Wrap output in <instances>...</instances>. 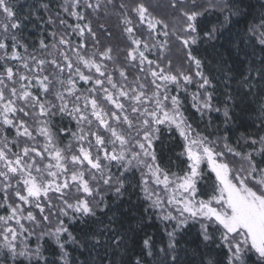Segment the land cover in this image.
Instances as JSON below:
<instances>
[{
	"label": "snow or ice",
	"instance_id": "snow-or-ice-1",
	"mask_svg": "<svg viewBox=\"0 0 264 264\" xmlns=\"http://www.w3.org/2000/svg\"><path fill=\"white\" fill-rule=\"evenodd\" d=\"M108 5L125 36L122 60L101 42L88 18V10L99 13ZM245 6L253 7L245 0H217L212 7L223 19L209 29L201 27L199 17L207 9L201 11L197 0H191V8L184 0H168L182 21L169 31L146 0H62L58 11L49 0L34 4L25 16L14 0H0V208L5 212L0 264H75L69 245L89 255L103 249L104 255L97 252L98 259L85 264H104L110 248L115 254L126 244L113 205L130 188H139L148 208L168 225L167 244L158 250L160 264H182L181 239L197 225L205 248L226 249V264H264V119L256 133H241L233 143L229 125L236 105L229 106V95L223 134L209 139L193 129L180 99L181 90L195 81L192 107L202 117L221 112L213 105L215 86L194 54L199 42L228 33L226 40L245 57L257 47L264 52V3L259 23L232 38V26L239 23L233 18L249 15ZM32 16L43 22L50 40L39 39L30 51L18 33ZM102 34L111 36L108 30ZM159 36L165 39L152 42ZM170 37L182 45L194 75L173 71L164 55ZM157 48V59H150ZM261 65L256 72L264 81V59ZM250 76L244 78L248 94ZM165 129H175L179 142L165 145ZM75 225L76 234L70 230ZM33 235L34 248L28 243ZM45 237L55 245L51 258L41 243ZM154 250L151 237L144 238L128 264H148L145 257H155ZM200 264L223 261L201 253Z\"/></svg>",
	"mask_w": 264,
	"mask_h": 264
},
{
	"label": "trees",
	"instance_id": "trees-1",
	"mask_svg": "<svg viewBox=\"0 0 264 264\" xmlns=\"http://www.w3.org/2000/svg\"><path fill=\"white\" fill-rule=\"evenodd\" d=\"M49 2V0H14V3L19 8L21 16L29 14V10L32 9L36 3ZM62 0H50L53 5V11L59 10V4ZM238 2V0H237ZM264 3V0H245V5H252L253 7H244V10L249 13L245 17L236 18L239 19V23H234L232 26V38H235L237 32H241L246 29L247 26L253 22L259 23L260 4ZM41 14L43 10L41 9ZM46 19V16H45ZM68 23H74L75 20L67 18ZM223 19V15L219 10H209L205 14L199 17L202 28H211L214 25H218ZM19 38L22 42L30 45L29 50L36 46V42L45 38L46 42L50 40L47 36V29L42 21L36 19L35 16L30 17L24 21V27L20 33ZM228 33L219 36L218 39L213 41H201L194 47V52L199 58L202 59L204 65V73L211 80L215 86L213 92V105L221 109L220 113L211 112L206 113L203 117L195 108L192 107V97L190 92L195 90V85L191 84L187 86V91L181 90L180 99L182 101V111L188 118V122L192 124L195 131L200 132L203 135L209 136V139H215L217 135L223 134V107L227 96L233 97L232 101H228L230 107L233 103L236 105L233 108L234 120L229 125L234 129L233 143L240 137L241 133H256L259 128L260 120L264 119V114L260 112L261 104H264V81H260L257 76L256 70L261 69V60L264 59V52H261L259 47L255 49V54L245 57L244 53L233 47L228 40H226ZM115 40H119L117 34L113 35ZM76 40V36L71 37ZM237 44L239 40L237 39ZM245 51L251 53L253 49L251 47H245L241 45ZM185 51V50H184ZM244 61V63H240ZM181 63V62H180ZM253 65L255 70H253ZM249 82L252 85L251 94L249 93L248 85L244 84V78L249 76ZM243 74V75H242ZM212 89H210L211 91ZM172 93L175 94V88L173 87ZM239 125V127H237ZM63 126V125H62ZM221 131L218 133L217 129ZM171 138V139H170ZM68 137H63V142H68ZM177 132L173 129L172 132L164 130L162 140L165 145H172L174 142H179ZM176 148L175 151H179ZM166 151V155L169 154ZM173 171L178 169L173 166ZM111 203V199L109 200ZM113 209L117 214V217L123 221V227L119 228L121 234L127 233L126 244L119 250L115 251L110 248L107 253V257L104 264H128L130 259H135L140 253L142 246V240L146 237H151L155 244V250L158 253L159 248L165 247L167 244V232L168 225L158 218L157 211L155 209L148 208V202L143 199L139 188H130L129 192L125 195L122 201H118L113 205ZM147 209V211H145ZM5 212L0 208V215H4ZM111 215V213H109ZM143 217V222L138 223L140 218ZM107 222V221H106ZM131 229V230H129ZM70 230L76 234L79 230V225L70 226ZM170 230V229H169ZM44 244L45 255L52 257V250L55 249L54 243L47 237L41 241ZM199 245V250L197 246ZM33 247L34 245H30ZM180 247L184 250L180 253L182 257V264H200L201 253L207 258L209 253L214 259H220L223 264H226V249L216 248L207 249L204 247L198 236V225L191 229L189 234L181 239ZM70 253V258L75 261V264H85L86 261L97 257V252L104 255L103 249H96L89 251L83 248H76L73 245L67 247ZM58 251V250H57ZM163 258L162 253H158L155 257L146 256L148 264H160Z\"/></svg>",
	"mask_w": 264,
	"mask_h": 264
},
{
	"label": "rangeland",
	"instance_id": "rangeland-1",
	"mask_svg": "<svg viewBox=\"0 0 264 264\" xmlns=\"http://www.w3.org/2000/svg\"><path fill=\"white\" fill-rule=\"evenodd\" d=\"M92 2L95 3V0H92ZM146 2L154 10V14L163 18L165 22L168 23L169 31L172 30L173 26H175L177 29L179 28L182 21L179 15L168 7V0H146ZM184 2L186 7L191 8V0H184ZM197 2L202 6L200 9L201 11H203L205 8L207 9V11L218 10L212 7V5L217 2V0H197ZM88 12L90 13L88 18L92 21L93 29L98 33V35H100L101 42L105 46L112 47L114 57H117L122 60L124 57L123 50L126 48V40L124 34L122 33V25L120 24V20L118 18L116 11L112 8L111 5H108L106 9L102 7L99 13H92V10H88ZM100 25H103V28H101ZM105 30L111 32L110 37L106 38L102 34L104 33ZM116 34L119 40H115V38L113 37V35ZM164 39L165 38L163 36H159L156 38V40H153L152 42L162 41ZM89 47H91V45H89ZM21 51L23 50L21 49ZM158 54H159V49L158 48L153 49L152 52L149 53V58L155 60L157 59ZM164 55L167 57L168 60H171L173 71L181 70L194 75L195 68L194 66H191L189 62L186 60L185 51L183 50L182 45L175 40V37H170V44L168 46V49H166ZM166 62L167 61H165V63ZM192 84L195 85V90L190 92L191 97H192V93L198 91V86L195 83V81ZM39 230L40 229H37L36 231L39 232ZM21 239H23V237H21ZM28 243L30 245H34L33 246L34 248L37 243L36 236L33 235L28 240Z\"/></svg>",
	"mask_w": 264,
	"mask_h": 264
}]
</instances>
